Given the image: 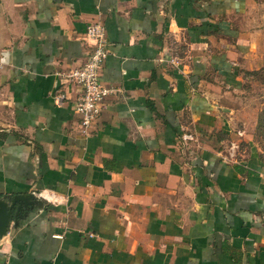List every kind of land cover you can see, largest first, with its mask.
<instances>
[{"label": "crops", "instance_id": "crops-1", "mask_svg": "<svg viewBox=\"0 0 264 264\" xmlns=\"http://www.w3.org/2000/svg\"><path fill=\"white\" fill-rule=\"evenodd\" d=\"M262 7L0 0V198L38 202L0 264H264V166L234 104L264 66ZM91 23L115 91L84 133L59 73L87 60Z\"/></svg>", "mask_w": 264, "mask_h": 264}, {"label": "built area", "instance_id": "built-area-1", "mask_svg": "<svg viewBox=\"0 0 264 264\" xmlns=\"http://www.w3.org/2000/svg\"><path fill=\"white\" fill-rule=\"evenodd\" d=\"M86 35L93 41L87 60L79 67L65 69L59 73L63 84L81 88L74 110L84 133L93 127L102 110L103 101L115 90L104 85L100 79L103 62L107 56L105 28L100 23L88 25ZM57 104L63 101V95L54 96Z\"/></svg>", "mask_w": 264, "mask_h": 264}, {"label": "rangeland", "instance_id": "rangeland-1", "mask_svg": "<svg viewBox=\"0 0 264 264\" xmlns=\"http://www.w3.org/2000/svg\"><path fill=\"white\" fill-rule=\"evenodd\" d=\"M263 8L261 11L264 14ZM261 51L264 64V46ZM245 82L243 93L234 100L237 118L241 125L245 124L248 139L256 148L264 166V66L248 72Z\"/></svg>", "mask_w": 264, "mask_h": 264}, {"label": "water", "instance_id": "water-1", "mask_svg": "<svg viewBox=\"0 0 264 264\" xmlns=\"http://www.w3.org/2000/svg\"><path fill=\"white\" fill-rule=\"evenodd\" d=\"M34 194L0 198V238L6 234L11 221H16L24 209L33 207L38 202Z\"/></svg>", "mask_w": 264, "mask_h": 264}]
</instances>
